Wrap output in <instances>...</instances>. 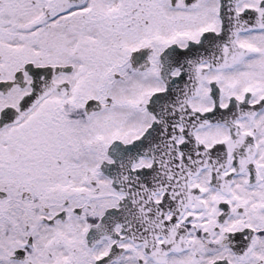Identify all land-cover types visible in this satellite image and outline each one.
<instances>
[{
    "label": "snow or ice",
    "instance_id": "obj_1",
    "mask_svg": "<svg viewBox=\"0 0 264 264\" xmlns=\"http://www.w3.org/2000/svg\"><path fill=\"white\" fill-rule=\"evenodd\" d=\"M0 264H264V0H0Z\"/></svg>",
    "mask_w": 264,
    "mask_h": 264
}]
</instances>
